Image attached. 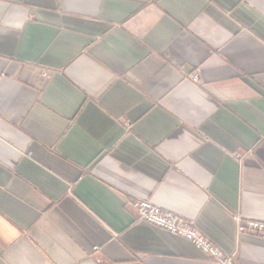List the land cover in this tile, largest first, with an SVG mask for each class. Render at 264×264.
Returning a JSON list of instances; mask_svg holds the SVG:
<instances>
[{
    "label": "crops",
    "instance_id": "0c3cea01",
    "mask_svg": "<svg viewBox=\"0 0 264 264\" xmlns=\"http://www.w3.org/2000/svg\"><path fill=\"white\" fill-rule=\"evenodd\" d=\"M136 200L264 264V0H0V264H218Z\"/></svg>",
    "mask_w": 264,
    "mask_h": 264
},
{
    "label": "built area",
    "instance_id": "2783aa9c",
    "mask_svg": "<svg viewBox=\"0 0 264 264\" xmlns=\"http://www.w3.org/2000/svg\"><path fill=\"white\" fill-rule=\"evenodd\" d=\"M192 77L193 79L197 78L196 75H192ZM132 206L135 208L139 220L184 237L218 264H234L233 256H224L220 249L195 229L193 220L168 210L165 211L147 200H136ZM234 220L239 233H252L264 239V220L245 219L240 215L234 216Z\"/></svg>",
    "mask_w": 264,
    "mask_h": 264
},
{
    "label": "rangeland",
    "instance_id": "374dc122",
    "mask_svg": "<svg viewBox=\"0 0 264 264\" xmlns=\"http://www.w3.org/2000/svg\"><path fill=\"white\" fill-rule=\"evenodd\" d=\"M191 75H196L195 73L194 74H191ZM197 76V75H196Z\"/></svg>",
    "mask_w": 264,
    "mask_h": 264
}]
</instances>
